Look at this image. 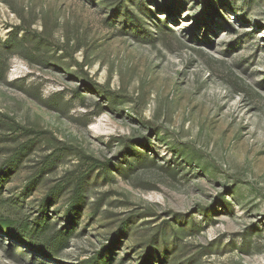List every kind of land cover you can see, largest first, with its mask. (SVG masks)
Returning <instances> with one entry per match:
<instances>
[{"label":"rangeland","instance_id":"1","mask_svg":"<svg viewBox=\"0 0 264 264\" xmlns=\"http://www.w3.org/2000/svg\"><path fill=\"white\" fill-rule=\"evenodd\" d=\"M14 35L25 45L5 46ZM20 142L0 214L36 215L79 150L113 176L56 260L0 232V264H83L122 223L111 264H140L152 242L151 264H264V0H0V167ZM125 142L148 159L120 173ZM69 195L50 203L57 228Z\"/></svg>","mask_w":264,"mask_h":264},{"label":"trees","instance_id":"2","mask_svg":"<svg viewBox=\"0 0 264 264\" xmlns=\"http://www.w3.org/2000/svg\"><path fill=\"white\" fill-rule=\"evenodd\" d=\"M123 20H125L124 28L129 27L134 36L138 37L143 42H152L154 40L153 33L150 32L149 27H145L144 24L136 17L134 14L129 13L128 10L125 11L123 15ZM227 24V23H226ZM24 38H17L16 35L10 37L4 42V45L10 48L22 47L25 45ZM89 86L93 90H99L100 86L96 83H89ZM12 131H16V128H11ZM141 144H147L148 139L139 140ZM140 144V145H141ZM124 150L121 152L124 157V167H117L120 169V173L128 171L132 166L133 162L139 160H147L148 154H142L140 150H136L134 144L125 142L123 146ZM28 144L19 143L15 146L8 157L4 160L0 167V196L1 186L6 181L4 176H9L18 166L24 154V151L28 149ZM82 161L81 168L75 173H68L69 176L60 179L57 183L52 185L48 190L47 194L40 200L37 213L33 217H25L22 214L15 215H4L0 214V232L10 234L11 236L17 238L19 241L23 242L26 246L30 247L36 254L43 258L50 260H56L57 256L65 250L69 245V240L73 236L78 225V214L82 205L86 202L88 198V192L90 187L95 185L99 179L106 181L112 179V166L113 164L109 161L100 162L99 160L93 158L90 155L85 154L81 150L76 152ZM131 155L132 161L127 158ZM60 155L55 156L44 166L45 168L39 172L43 173L46 169H53L57 167L58 161H60ZM115 167V168H116ZM32 178L29 183L25 186L23 191H27L33 186L35 179ZM70 188V195L65 203V208L63 210L64 224L63 226L56 227L55 223L51 222L49 217L50 213V203L56 196L62 191V189ZM223 199V198H222ZM4 204L3 200L0 199V207ZM127 223H122L120 227L108 238V244L104 245L103 248L97 253L93 254L87 258L83 264H111L114 258V248L118 244L119 235L125 232L127 228ZM164 231V230H163ZM160 230L163 235L164 232ZM163 242V248L161 251L165 252V242L164 236L161 238ZM155 242H152L151 247L147 248L141 259L140 264H151V253L154 249ZM160 264L163 261L159 262Z\"/></svg>","mask_w":264,"mask_h":264}]
</instances>
